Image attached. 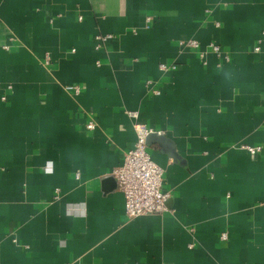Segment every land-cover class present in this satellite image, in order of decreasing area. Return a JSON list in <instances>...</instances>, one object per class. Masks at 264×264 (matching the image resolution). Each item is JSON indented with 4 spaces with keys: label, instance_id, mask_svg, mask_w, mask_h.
<instances>
[{
    "label": "crops",
    "instance_id": "obj_1",
    "mask_svg": "<svg viewBox=\"0 0 264 264\" xmlns=\"http://www.w3.org/2000/svg\"><path fill=\"white\" fill-rule=\"evenodd\" d=\"M130 112L179 156L131 220ZM0 264H264V0H0Z\"/></svg>",
    "mask_w": 264,
    "mask_h": 264
},
{
    "label": "built area",
    "instance_id": "obj_2",
    "mask_svg": "<svg viewBox=\"0 0 264 264\" xmlns=\"http://www.w3.org/2000/svg\"><path fill=\"white\" fill-rule=\"evenodd\" d=\"M96 39L99 42L98 46L101 47L110 36L99 35ZM181 45L193 50L200 48L197 41L191 40ZM211 49L217 54L222 53L215 44L211 45ZM162 70H167V67L163 65ZM155 93L158 94L159 91ZM129 117L136 132V144L124 153L122 164L113 169L109 176L115 179L117 191L124 196L125 215L129 220L162 215L167 211L166 203L170 193L164 190V169L152 159L147 145V137L156 132L138 122L137 112H130ZM95 127L94 122H88V129L93 130ZM244 149L250 155H257L262 151L260 146H244ZM221 238L225 240L227 235L223 234Z\"/></svg>",
    "mask_w": 264,
    "mask_h": 264
},
{
    "label": "water",
    "instance_id": "obj_3",
    "mask_svg": "<svg viewBox=\"0 0 264 264\" xmlns=\"http://www.w3.org/2000/svg\"><path fill=\"white\" fill-rule=\"evenodd\" d=\"M157 143L164 147L165 152L168 153L172 158L179 160V156L171 149L168 138L157 133H152L147 137V145Z\"/></svg>",
    "mask_w": 264,
    "mask_h": 264
}]
</instances>
